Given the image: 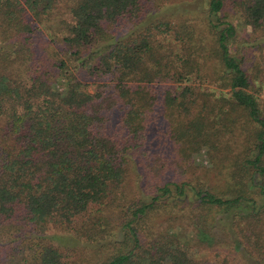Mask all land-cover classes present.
<instances>
[{"label":"trees","instance_id":"16d2710c","mask_svg":"<svg viewBox=\"0 0 264 264\" xmlns=\"http://www.w3.org/2000/svg\"><path fill=\"white\" fill-rule=\"evenodd\" d=\"M166 1L0 0V264H196L201 252L227 244L244 264L247 258L264 264V102L248 92L253 81L230 53L238 30L227 21L231 11L264 38V0H208L207 36L190 27L181 31L178 23L175 33L182 35L185 53L174 62L153 47L151 31L131 30L144 11ZM168 23L156 21L150 30L170 32ZM40 27L62 46L57 53L35 40L45 39ZM73 73L100 83L86 94ZM165 79L184 84L160 101L174 115L172 139L185 146L178 152L182 160L190 159L192 145H203L208 156L220 153L228 169L250 176L218 195L174 185L176 197L184 196L185 187L194 196L196 212L186 220L191 234L184 240L177 233L171 241L160 234L145 246L134 225L170 196V183L149 185L157 193L148 204L122 207L126 222L115 221L105 207L121 199L128 169L138 166L130 161L154 155L149 121L159 101L149 84ZM215 83L228 92L216 97L197 88ZM198 106L214 117L212 135L203 136L209 126L196 114ZM237 129L241 140L234 151L222 139ZM252 149V159L246 158ZM139 167L148 187L151 168L143 161ZM214 211L228 216L229 230L209 226ZM118 226L130 246L104 242ZM47 230L72 235L82 247H53L45 242L51 241Z\"/></svg>","mask_w":264,"mask_h":264},{"label":"rangeland","instance_id":"374dc122","mask_svg":"<svg viewBox=\"0 0 264 264\" xmlns=\"http://www.w3.org/2000/svg\"><path fill=\"white\" fill-rule=\"evenodd\" d=\"M207 5L208 0H167L161 7L157 9H151L150 12L144 11L143 15H141L142 21L136 25L137 27L134 29L133 27L135 25L131 26V30H135V33L141 32L142 34H148L147 32L151 31V41L153 47L160 48V52L163 55L169 56V59L174 62L177 56L185 53L184 41L179 39L182 37V35L180 33H175L176 25L178 23L181 24V31H185V28L190 27L191 29H194L193 31L196 35L207 36L208 32L206 31L204 23L206 20L205 13L207 12L208 8ZM226 5H228V2H226ZM229 12L230 13L228 15L227 21H230L232 24H234L238 30L235 38L229 42L230 53L238 60L240 67L245 72L248 80L253 81V84L251 85L252 91L248 92L254 94V96L259 101L264 102V38L260 36V33H251L244 24L241 25V23L236 20L235 17L232 18L230 16L231 14L233 15V12ZM156 21L162 24H164L165 21H168V25L171 27L170 32L154 33L153 30H150L152 26L156 25ZM40 29V33L45 37V39L39 35L34 37L35 40H42V42L46 43L48 52L54 51L57 53L58 50L62 48L60 43L51 42L42 32L43 28L40 27ZM160 29L162 31L164 28L161 27ZM202 44L205 48L208 45V42L202 41ZM59 57L63 59L65 55L60 54ZM211 61L212 60H206L205 62L209 63ZM47 64V71H49L51 70V62L49 61ZM208 65L210 66L211 64ZM68 69V71L72 73V69L69 66ZM54 71L57 73L56 70ZM73 75L77 79V76L74 73ZM86 78V81L79 79L77 80L85 85L86 88L84 91L86 94H92L95 91V85L100 83V81L89 80V77ZM149 86L156 92V97L159 101V104L155 106V115H151V119L149 121V139L151 138L152 142H150L148 147H152L150 152H152V155H154H138L136 158L130 161L134 163L137 162L138 166L136 167L134 164H131V170L128 169L127 173L129 174L119 189L118 196L121 197V199L119 201L107 203L105 207V210L108 211L109 214H112L111 218H114L115 221L123 220L126 222L125 218L119 213V210L122 209V207L126 208V205H131V203L148 204L150 198L157 193L156 192L152 194L151 191L153 188L149 185L152 184L155 186L154 184L158 182L164 184L170 183L171 185L168 186V189L171 190L170 196L166 199L164 198L160 200L158 202L160 206L157 209H155L153 212H150L147 218L137 220L138 222H136L134 225L136 231L140 235L141 242L145 246L153 239L159 240L160 234L162 238H165L167 241H171L172 236L177 235V233L180 235L182 234L183 239L185 236L186 238L189 237L187 234L191 232V228L186 224V220L191 214L194 213V211L196 212L194 208L195 200L194 196L191 195V188H193V191L201 189L203 191H209L211 194L218 195L228 189L227 186L230 183L232 184L240 180L245 181L250 176L248 173L243 175V173H238L237 171L228 169L229 163L222 160L223 156L220 153L217 155L208 156L209 150L203 145H192L191 149L188 150L187 153L190 159L187 161L182 160V156H180L181 154L178 152L180 148L185 146L180 145L179 147V145H175L172 139L173 132L176 133L173 122L174 115L166 112L160 101L162 100L164 92L169 91L173 93H179L184 87V84L165 79L163 81H154L153 83L149 84ZM192 86L195 87V85ZM197 88L200 90L207 89L208 91H212L213 95L216 97L218 95L220 96V94H226L228 92V89L220 88L216 83L211 85L206 84ZM213 101V98L208 99V104L206 107H209ZM198 105H200V103ZM199 110L200 107L198 108V112L196 114H199L205 118V121L208 122L207 124L209 126V128L203 132V136L205 137L206 135H212L214 131H216V126L213 127L209 124L213 123V115L207 116L206 114H209L208 110ZM229 138H232V141ZM225 139L229 140V142ZM238 139L239 141L234 144V142ZM223 140L226 141L228 146L235 151L239 146L238 143L241 140L239 129L233 133L232 137L223 138L222 141ZM210 141H214V139H211ZM254 154L255 150L252 149L246 158L252 159ZM142 161L147 163V165L151 168V180L148 184L149 188L147 187V182H145L140 177L143 175V172L139 167V162ZM181 184H189L191 188L185 187L184 196L176 197L173 186H179ZM253 191L255 190L252 188L251 192ZM227 219L228 216L222 213V211H214L209 215L206 222L209 224V226H223L225 230H229V225H227L225 222ZM222 222H224V225H221ZM125 232V229H122L120 226H118L113 229L111 233H109L107 239L104 240V242H124V246L128 247L129 243L128 240L125 239ZM44 235L49 237L51 240H46L45 242H48V244L53 247H65L74 251H76V249L79 247H82L81 244H76L73 242L74 239L72 235L68 236L65 233H59L54 230H47ZM55 235L56 237H51ZM233 247V244H227L222 245L220 248H214L213 250L201 252L204 254V257H202L203 255L201 256L198 254L196 264H244L243 260L240 258V255L238 253L232 252ZM247 262L248 264L254 263L249 258H247ZM80 264L86 263L80 262Z\"/></svg>","mask_w":264,"mask_h":264}]
</instances>
